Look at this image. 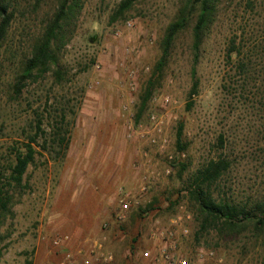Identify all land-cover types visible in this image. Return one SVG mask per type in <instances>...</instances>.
Wrapping results in <instances>:
<instances>
[{
	"label": "rangeland",
	"instance_id": "374dc122",
	"mask_svg": "<svg viewBox=\"0 0 264 264\" xmlns=\"http://www.w3.org/2000/svg\"><path fill=\"white\" fill-rule=\"evenodd\" d=\"M120 1L85 0L61 60L69 80L57 83L47 72L13 99L19 64L55 3L45 0L35 11L33 0H21L0 62V168L9 147L27 140L39 119L46 134L25 176L30 188L2 228L11 233L0 264H58L67 250L81 264L78 250L88 252L94 240L113 256L94 264H164L159 254L172 241L197 264L201 248L224 264H264V231L201 233L178 175L180 161L190 166L186 180L206 160L223 156L231 167L222 184L241 196H264V1H223L200 50L193 95L191 28L180 34L139 121L140 96L181 0H139L126 19L111 23ZM235 36L240 53L229 56ZM63 113L70 143L58 153L48 132ZM182 123L185 151L177 147ZM157 225L173 238L152 236ZM65 235L69 242L54 243Z\"/></svg>",
	"mask_w": 264,
	"mask_h": 264
},
{
	"label": "trees",
	"instance_id": "16d2710c",
	"mask_svg": "<svg viewBox=\"0 0 264 264\" xmlns=\"http://www.w3.org/2000/svg\"><path fill=\"white\" fill-rule=\"evenodd\" d=\"M33 10H37L45 0H33ZM139 0H121L110 16L114 23L126 19L128 12ZM224 0H181V4L174 19L168 24L160 40V57L153 67V72L141 94L140 110L137 121L146 110L147 103L154 90L161 86L164 73L169 65L175 42L180 34L191 28V51L193 66L191 71L192 87L190 95L199 90L197 77V63L200 59V50L205 37L218 17ZM264 0H261V3ZM255 1L249 0L248 4ZM260 3V4H261ZM85 4V0H55L53 10L44 17L39 32L33 38L29 54L19 64V70L11 84L12 97L17 99L29 81L38 80L45 73L51 72L57 83L68 81V70L61 65L66 46L76 33L78 21ZM21 0H0V62L2 50L9 36L13 21L21 11ZM236 51L240 53L236 36L231 38L228 46V55ZM72 77V76H71ZM193 102L188 104L191 109ZM60 120L54 119L48 132V138L57 147L58 153L69 147V128L64 123L66 115L63 113ZM44 120L39 119L33 133H28L26 139L9 147V161L6 167L0 168V259L3 254V241L10 236L9 231H3L9 216H13V206L30 188V182L25 178L29 167L36 162L38 150L35 145L39 136L46 130ZM184 141V123L177 130V147L179 151L187 149ZM64 157V155H63ZM189 164L179 163V177L184 181L180 191H184L197 210L200 221V231L215 230L222 236L232 233H241L248 227L257 231H264V196L253 198L241 196L231 188L222 184V180L231 167V161L223 156L211 158L189 172L187 179L184 174L189 170ZM143 211V210H142ZM140 216L142 214H139Z\"/></svg>",
	"mask_w": 264,
	"mask_h": 264
},
{
	"label": "built area",
	"instance_id": "2783aa9c",
	"mask_svg": "<svg viewBox=\"0 0 264 264\" xmlns=\"http://www.w3.org/2000/svg\"><path fill=\"white\" fill-rule=\"evenodd\" d=\"M153 119H155V116H153ZM145 189V188H143ZM124 207H128V202L124 204ZM174 224H177V221H174ZM184 233H187V230H184ZM155 234V236L163 237L172 239L174 236V232L165 229L164 227H161L160 225H157L152 233ZM166 240V239H164ZM69 242L70 236H59L55 239L54 243L56 245L61 244L62 242ZM177 245L175 241H172L168 247H165L161 250L158 260L162 261L164 264H197L193 260L184 259L183 256L179 254L177 251ZM79 254H83V259L81 264H94L95 262L100 261H111L113 259L112 254L106 252L104 250V244L101 242V240H94L92 243V246L88 250V252L83 253L82 250H78ZM147 256L150 255V253H146ZM78 255L70 250H67L64 252V255L60 262L58 264H78ZM198 260L201 262L200 264H224L222 259L215 258V254L213 251H206L205 249L201 248L199 254L197 255Z\"/></svg>",
	"mask_w": 264,
	"mask_h": 264
}]
</instances>
